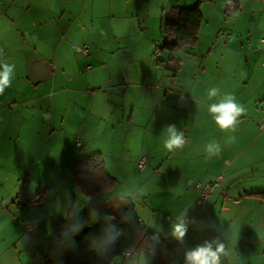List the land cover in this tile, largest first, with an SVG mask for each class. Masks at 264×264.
Masks as SVG:
<instances>
[{
    "label": "crops",
    "instance_id": "1",
    "mask_svg": "<svg viewBox=\"0 0 264 264\" xmlns=\"http://www.w3.org/2000/svg\"><path fill=\"white\" fill-rule=\"evenodd\" d=\"M251 1L241 0L239 12ZM259 1L264 6V0ZM139 2L133 0L129 8L130 0H0V61L15 64L11 86L0 95V140L15 142L13 155L23 141L41 135L35 114L43 112L44 120L48 121L47 117L59 106L69 108L68 113L60 115V131L67 138L77 134L82 142L78 148L79 139L73 141L75 156L58 155L53 163L51 185L68 191L58 176L62 168L61 173H68L67 183L73 192H67L62 211L50 207L52 227L62 217L67 218L73 201L69 225L82 217L92 201L116 194L118 189L117 195L125 196L128 204L134 205L142 226L151 233L162 235L154 228L160 226L159 218H169L167 209L174 211V219L190 221L183 241L162 237L167 242L177 241L185 253L194 248V241L198 244L208 239L204 232L208 228L210 234L213 232L210 228L224 232L235 226L244 227L247 238L257 242L264 237V197L257 195L264 194V129L258 127L264 118V51L257 48L264 46L261 42L264 34L255 39L249 35L246 49L235 52L237 57H242L241 61L232 64L234 56L231 58L227 53L232 42L221 44L227 38H219L222 31L218 30L206 53L187 51V61L179 59L183 62L180 71L171 73L155 63L158 78L152 83L145 71L131 72L130 64L142 63L141 59L116 55L120 43L129 37L127 19L137 17ZM188 2L180 5L178 0L175 7L195 5L194 0ZM201 13L204 17V5ZM197 39V44L186 47L196 49L201 34ZM86 42L100 49L103 57L73 50L72 45L79 47ZM217 50L219 53L211 58ZM156 57H162V62L178 59L165 51ZM209 57L210 63H216L215 69H207L210 64L205 61ZM191 60L195 67L183 79L185 66ZM35 63L42 64L48 76L33 85L29 71ZM82 68L87 71L82 72ZM154 83L161 88V101L156 108L147 97ZM212 88H219L220 92L209 98L208 91ZM225 94L234 96L244 107V113L237 117L234 127L221 129L208 108L219 103ZM90 124L108 130L111 150L107 155L95 148L93 142L83 144V127ZM170 126H174L177 134L182 132L185 139L182 147L171 150L165 158L169 150L164 142ZM5 150L0 149V157L7 156ZM94 152L102 155L105 170L116 180V185L102 197L91 199L80 194L71 169L79 159ZM141 159L147 162L142 171L137 166ZM219 175L223 177L220 186L207 204L199 207L194 185L199 181L212 182ZM31 181V176L25 173L23 186ZM71 183L80 196L74 194ZM40 194L41 207L38 203L29 204L30 199H26L25 204L16 205L17 209L44 211L50 202L46 192L39 187L31 199L36 200ZM106 197V201L113 199L112 195ZM235 199L239 202L233 203ZM159 204L166 206L162 214L154 210ZM200 218L209 219L210 225L201 227ZM143 254L152 257L150 249L134 255ZM43 255L48 256L49 250ZM134 255H126L113 264H127L130 260L127 258Z\"/></svg>",
    "mask_w": 264,
    "mask_h": 264
},
{
    "label": "rangeland",
    "instance_id": "2",
    "mask_svg": "<svg viewBox=\"0 0 264 264\" xmlns=\"http://www.w3.org/2000/svg\"><path fill=\"white\" fill-rule=\"evenodd\" d=\"M177 1L178 0H140L138 13L136 14L137 17L127 19L126 31L129 33V37L125 39L124 42L120 43L119 50L116 52V55L121 57H129V55H132V57H136V59H141L142 63H136L135 65L130 64V66H132L131 72H133V70L145 71L147 74L146 76L153 80L151 81L152 83L158 78V74L154 71L156 68L154 64L157 60H163L162 57H156L157 54L155 51V46H159L164 37L161 19L175 7ZM188 1L189 0H179V2L182 3L180 5L189 3ZM194 1L195 4L199 0ZM224 1L225 0H205L201 2L200 9L201 6L204 5V17L202 16V22L198 33V36L201 34V41L196 49H194L195 47H185L173 53V56L178 58L177 60L175 59V61L180 62L178 71L181 70V65L183 63L179 59H184L185 63L187 61L185 57L188 56V54H186L187 51L189 53H191L190 51H197V53L202 54L206 53L208 48L211 47L209 46L211 40L215 41L218 30L222 31V34H219V38H227L226 41L221 40V44H227L228 40L232 42L229 43V50L227 51V53L231 55V58L234 56L232 58V64L241 61L242 57H237L235 52L246 49L249 35L252 39H255L264 34V6H261L259 0H253L250 5H244L241 12H239V10H241L239 4L238 9L234 7L231 13L227 10L229 0ZM236 1L240 2L241 0ZM132 4L133 0H130L129 8L132 7ZM250 8H252V10H250ZM81 46L82 45H79V47ZM85 46H87V51L90 52L91 55H95L98 58H101V56L103 57L102 52L99 51L100 49L91 45L90 42H86ZM74 47H78V45H72L73 50L75 49ZM218 47H220V45H218ZM257 48L260 51H264V46ZM216 53H219V51L217 50L211 58H213ZM163 54L167 55L166 53ZM73 55L76 54L73 53ZM211 58L209 57L205 61L206 64H210L207 66V69H215L214 66L216 63L209 62ZM194 67L195 63H192V60L187 62L183 79L190 74ZM227 69H230L228 65ZM81 71L86 72L87 70L82 68ZM121 74L124 75L123 70ZM155 85L156 83H154L153 87L148 89L149 91L147 92L148 102L153 108H156V104L161 101V88ZM118 92L120 93L119 88ZM69 111L68 107L59 106L47 117L48 121L44 120L46 114L44 115L43 112L35 114V117H37L35 120L39 122L37 128H39L41 135L38 138L34 135L31 136L29 140L23 141L18 145V149L15 150V154L13 155H11L14 152L12 146L15 145V142L12 141L7 143L4 139L0 140V149H6L5 153L7 154L6 157H0V264H32L36 262L41 255L50 250L55 240L54 231L57 225H53L52 227L53 222L49 213L50 207L52 206L56 211H62L67 192L70 194L73 191L67 183L68 173H61L62 168H60L59 175H57L61 177L62 185L66 186L68 191L65 188H55V186L51 185L52 176L55 171L53 163L58 155L71 154L75 156L76 151L73 147V141H76L77 138L82 142L79 135L73 134V136L67 138V136L60 131V115L68 113ZM1 114L2 111L0 110V115ZM14 116L17 117L18 115ZM83 129V131H85L83 144H85L86 141L88 143L93 142L95 148L101 149V151L107 155L111 150L108 130L104 126L96 129V126H92L91 124L89 126L84 125ZM45 131L51 132L52 134H46ZM177 149L178 148H174L173 150L176 151ZM83 151L84 150H82V152ZM170 152L171 151H168L165 158L169 156ZM146 166L147 162L144 168H146ZM143 169L139 170L142 171ZM25 173L31 176L32 181L23 186L22 180ZM39 183H41V186H39ZM71 185L72 188H74V194L80 196L76 186L73 183H71ZM39 187L42 192H46L47 198L50 201L48 207L44 211H39L38 207L36 211L33 209H27L24 212L21 211V209L18 210L16 205L19 203L25 204L26 199L34 197ZM115 192L116 194H111L113 199L106 201V196H111L107 194L102 199L92 201L90 205H102L113 215V218L117 217L128 205V202L125 196L117 195L118 189ZM192 195L194 196V193ZM156 207L157 208H154V210L162 214L161 211L166 206H161L159 204ZM167 212L169 218L160 215L162 217L159 218L160 226L154 229L162 233L163 236L160 235L161 237L173 239L172 225L179 219H174V211L171 213V211L167 209ZM140 215L142 217L141 213ZM65 218L66 216L62 217L58 223L64 221ZM202 220L206 219H201V223H199L201 227L206 228V226L208 227L210 225L209 219L206 220V222ZM76 221L78 220L72 221L70 225H73ZM32 224H35V229L28 232L26 226ZM210 229H212L213 232L209 234L208 228V230L204 231L206 233L205 236L213 240L218 236L219 241L225 245V252L221 254L220 264H264V237H260L259 241L253 243L250 238H247V230L244 227L235 226L233 230L226 229L224 232H220L215 228ZM154 233L157 235L156 232ZM199 238L204 237L199 236ZM190 239L194 241L191 236ZM208 239L205 240L208 241ZM204 242L205 241L200 240L198 244H196L194 241L193 247L195 248L198 245H202ZM213 248H215V244ZM134 256L135 257L127 258L130 259L127 264L159 263L153 255L152 257H148L146 254L138 257H136V255Z\"/></svg>",
    "mask_w": 264,
    "mask_h": 264
},
{
    "label": "trees",
    "instance_id": "3",
    "mask_svg": "<svg viewBox=\"0 0 264 264\" xmlns=\"http://www.w3.org/2000/svg\"><path fill=\"white\" fill-rule=\"evenodd\" d=\"M201 0L192 7H175L163 16L161 27L163 41L156 46V54L180 51L186 46H194L202 22ZM239 7V2L229 0L227 10L231 13ZM228 12V13H229ZM156 65L171 73L178 72L180 62L169 59L157 60ZM71 176L80 194L85 198H99L111 191L116 180L105 170L102 155L94 153L79 159L71 169ZM264 197V194H257ZM31 203L41 207L40 195ZM74 209V201L67 218L54 231V242L49 255H41L32 264H113L127 254L134 255L151 250L160 264H186L185 251L177 241H165L159 235L147 231L141 224L134 205L129 203L115 218L102 205H90L82 217L69 225Z\"/></svg>",
    "mask_w": 264,
    "mask_h": 264
},
{
    "label": "clouds",
    "instance_id": "4",
    "mask_svg": "<svg viewBox=\"0 0 264 264\" xmlns=\"http://www.w3.org/2000/svg\"><path fill=\"white\" fill-rule=\"evenodd\" d=\"M0 95H3L6 88L11 86V77L14 73L15 64L0 61ZM220 92L219 88H212L208 91L209 98L215 97ZM214 121L221 129L234 127L237 122V117L244 113V107L239 104L235 97L231 94H225L219 103L211 104L208 108ZM168 139L164 142V147L169 151L174 148H180L184 143L183 133L177 134L174 126L168 128ZM188 221L185 218H180L172 225V235L183 241L188 231ZM215 244V248L213 245ZM225 252V245L215 239L205 241L202 245H198L194 249L187 250L185 253L186 264H220L221 254Z\"/></svg>",
    "mask_w": 264,
    "mask_h": 264
},
{
    "label": "built area",
    "instance_id": "5",
    "mask_svg": "<svg viewBox=\"0 0 264 264\" xmlns=\"http://www.w3.org/2000/svg\"><path fill=\"white\" fill-rule=\"evenodd\" d=\"M262 43H264V38H262L261 40ZM75 49H77L81 54L86 55L87 54V46L83 45L81 47H74ZM258 127L260 129H264V118H262L261 122L259 123ZM185 139V137H184ZM76 146L79 148L81 147V142L79 140L76 141ZM146 160L145 159H141L138 163V168L139 169H143V167L145 166ZM223 180V177L221 175H219L214 181L212 182H198L194 185V189L197 192V199H196V204L203 208L209 198L212 196L213 191L215 190V188L219 187L221 182ZM233 203H238L239 200L235 199L232 200ZM33 229H35V225H27L26 226V230L28 232L32 231ZM129 255V254H127Z\"/></svg>",
    "mask_w": 264,
    "mask_h": 264
},
{
    "label": "water",
    "instance_id": "6",
    "mask_svg": "<svg viewBox=\"0 0 264 264\" xmlns=\"http://www.w3.org/2000/svg\"><path fill=\"white\" fill-rule=\"evenodd\" d=\"M47 76L48 72L42 64L35 63L30 66L29 80L33 85L37 84L41 79H44Z\"/></svg>",
    "mask_w": 264,
    "mask_h": 264
}]
</instances>
